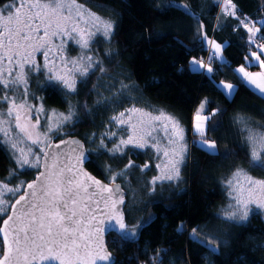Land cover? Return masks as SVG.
I'll return each mask as SVG.
<instances>
[{
  "label": "trees",
  "instance_id": "1",
  "mask_svg": "<svg viewBox=\"0 0 264 264\" xmlns=\"http://www.w3.org/2000/svg\"><path fill=\"white\" fill-rule=\"evenodd\" d=\"M12 1L0 0V7ZM76 1L114 24L108 40H95L94 70L77 78L75 92L52 83L42 87V78L35 79L31 87L47 109L66 112L71 108L77 114L75 123L51 143L80 138L90 156L87 169L107 183L110 173L124 172L115 182L127 193L128 227L139 233L128 240L114 234L108 237V249L113 254L110 264H264V215L259 212L251 213L226 242L214 244L216 253L190 235L227 206L226 185L233 175L243 172L264 180V164L252 160L253 145L247 139L251 132L257 149L258 144H264V97L236 71L241 65L250 71L259 70L244 60L248 33L236 28V17L223 14L221 0ZM233 4L237 15L255 22L264 34V0H233ZM173 5L187 6L192 15ZM198 21L210 39L224 45L223 60L212 63L211 74L194 71L190 63L193 58L205 60L209 56L196 31ZM100 67L104 71H99ZM221 81L234 85L231 97L224 95ZM4 92L0 85V94ZM204 99L205 116L209 117L205 139L216 143V156L195 146L198 135L193 131V119ZM5 108L0 101V110ZM133 108L167 113L183 129L191 148L176 183L157 185L151 192L150 181L155 174L151 152L129 148L123 156H113L101 149L100 137L115 130L110 126L111 117ZM105 144L112 147L108 139ZM129 161L134 166L125 171ZM146 164L150 168L142 171ZM12 171V159L0 143V182L14 185L19 179L28 183L37 174L24 171L10 177ZM132 181L141 191L138 204L126 189L131 188ZM5 218L0 215V222ZM2 251L0 240V254Z\"/></svg>",
  "mask_w": 264,
  "mask_h": 264
},
{
  "label": "snow or ice",
  "instance_id": "2",
  "mask_svg": "<svg viewBox=\"0 0 264 264\" xmlns=\"http://www.w3.org/2000/svg\"><path fill=\"white\" fill-rule=\"evenodd\" d=\"M223 3L224 0H221ZM183 8L186 14L192 15L185 5H173ZM230 6V7H229ZM73 7L79 9L82 5H77L76 0H34L28 3L27 0H17V6L10 9L5 15V26L0 30V64L6 63L9 67L6 72L0 71V85L5 92L0 94V101L5 103L6 112L0 114L7 117H14L17 121L15 127L28 136L33 145H36L34 152L30 150V155L25 154L23 149L14 153V162L16 170L10 173L18 175L20 171L26 168L38 169L35 179L32 182L25 183L19 181L15 186H9V183L0 182V215H5V219L0 222V240L5 247L3 254H0V264H35L37 259L41 261H56L57 264H96L97 259L108 261L110 253H107L102 241L101 233L107 228L115 229L121 240L135 238V229L129 228L125 223L124 212L120 205L124 204V194L120 186L115 183L117 176L124 175V172H118L111 175L110 182L105 184L96 179L90 173L83 169L87 157L83 145L76 144L72 148L71 159L60 149V143L53 145L48 138L47 133H42L44 140L39 136L33 139L31 132L18 123L20 116L17 109L23 108L27 104L28 95L27 72H39L41 65L36 60V54H42L43 68L47 73L49 83L56 84L67 92H75V81L70 80L68 76L55 72L49 65H55L57 60L62 63H77L76 61L65 60L64 45L68 40L74 41L82 49L90 47L89 40L84 38V30L77 24L72 23L71 12ZM233 0H226L224 11L229 16H235L238 23L236 28H243L247 33V44L249 46L248 55L244 60L249 66L256 64L264 68V34L256 23L247 17L241 18L235 11ZM26 8V11H22ZM95 20L100 17L91 13ZM103 35L110 37L114 30L112 21H102ZM196 31L200 34V39L209 51L208 61L193 58L190 63L196 71H206L208 74L213 72L212 63L223 59L224 45L210 39L203 31L202 24H199ZM264 27V25H261ZM56 45V55L50 56L52 45ZM82 69L81 75L87 74L96 61L91 55L81 57ZM104 71L102 67L98 69ZM241 73L245 82L254 85L256 90L264 96V85L258 84L254 77H264L261 72H249L244 65L237 70ZM226 97H231L235 91L231 83L220 82ZM11 89V93H9ZM22 90L24 99L17 100L16 91ZM200 105L201 110L204 104ZM42 106L37 109L35 124H39V112ZM128 112L141 111L140 109H128ZM15 113V115H14ZM214 114V113H213ZM58 115L56 121L57 128L72 120L74 112L70 108L67 116ZM151 115V113H145ZM164 114L161 113L153 117L160 120ZM171 119L170 117H165ZM197 123L194 126L195 133L204 137L207 129L202 127L201 120L207 121L208 116H201L197 112L195 117ZM7 122V121H5ZM244 123L243 120L239 121ZM127 125V127H124ZM35 125H33L34 127ZM110 126L115 130L106 131L100 137V147L107 150L113 156L125 154L128 148L145 149L150 146L149 142L143 136L137 135L134 131L135 125L127 124L126 112L121 111L111 117ZM123 128L121 132L120 129ZM48 131H52L49 125ZM181 128L177 135L183 140ZM150 135V134H149ZM115 138V139H113ZM105 139L112 140V147L105 144ZM252 147V160L264 164L261 160L259 151L255 147L256 138L249 132L247 137ZM47 141V143H45ZM61 143L71 144V141H62ZM200 150L207 151L209 155H218L216 152V143L207 139H200L195 142ZM154 147L155 145H151ZM11 147L15 150L16 144ZM45 147L49 151H45ZM164 155H168L167 152ZM65 159L61 162V157ZM177 159L176 163H180ZM132 162L129 161L125 167L131 168ZM148 165H145L147 168ZM159 167V165H157ZM175 167V165H174ZM9 177V178H10ZM179 177V168L175 167V176L168 175L169 181ZM157 177L151 183L155 185ZM264 184V182H257ZM231 184V181H229ZM155 189L153 188V191ZM106 193L107 195H104ZM236 205L230 206L226 210L228 220L244 222L248 219L252 208L249 205H255L256 209L264 211V199L242 200L235 198ZM192 238L209 251L216 253L213 237L200 239L197 230L193 229L190 234ZM103 251V254L101 252ZM95 253V255H93Z\"/></svg>",
  "mask_w": 264,
  "mask_h": 264
},
{
  "label": "rangeland",
  "instance_id": "3",
  "mask_svg": "<svg viewBox=\"0 0 264 264\" xmlns=\"http://www.w3.org/2000/svg\"><path fill=\"white\" fill-rule=\"evenodd\" d=\"M27 2L32 3L34 2V0H27ZM76 4L82 5L78 3L77 1H76ZM225 5H226V0L222 3L223 9L225 8ZM16 6H17V0H14L0 7V30H2L5 26V23H6L5 18H4L5 15L8 13L10 9L13 10V14H14V8ZM82 6L83 7L79 9L73 7L72 12H71L72 23L77 24V26L80 29L84 30V38L89 40L90 47L88 49H82L74 41L68 40L65 42V45H64L65 60L66 61L67 60L76 61L77 63L65 64L57 60L55 65H49V67H52L55 72L64 74L68 76L70 80H74L75 84L79 76H85L89 74L92 70H94L95 68V64L97 63V59L93 52L95 40L98 37L105 39V40L109 39V37H105L103 35L102 21H106V20H104L97 14H95V16L100 17V20H95V18L92 15H90L91 13H94V12L89 10L84 5ZM21 10L26 11L27 9L22 8ZM0 39H2V37H0ZM2 52H3V49L0 48V53ZM49 55L50 56L56 55V45L55 44L52 45V51L49 53ZM83 55H91L93 60L96 61L93 67L89 69L87 74L85 75L80 74V70L82 69V64H83V62L81 61V57ZM35 58L37 62L41 65V70L39 72L29 73L27 72V66H25V72L27 73V80H28V95L26 97L27 104L23 108L17 109V112L20 116V120L18 121V123L24 126L26 129H28L29 132H31L33 139L39 136L41 140H44V136L41 134L47 133L48 138L52 141V139L57 134L63 133L64 129L72 126L75 123L77 114L75 110L72 109V111L74 112V115L72 116V120L68 123L63 124L60 128H57L56 121L58 120V115L56 114H63L64 116H67L70 109L66 112L49 110L43 104L41 96L35 93L34 91H32L31 84L35 79L38 80L42 78L40 82L42 87H45L46 85L50 84L49 81L47 80V73L43 68L44 61L42 58V54L37 53ZM8 67L9 66L6 63L0 64V71L6 72ZM246 70L249 72H253V73H256V72L264 73V70H257V71H250L248 69ZM254 79L256 80L258 84L264 85V77L257 76V77H254ZM247 85L252 90H254L259 95H261L256 90L254 85H249V84ZM8 91H11V89H9ZM15 95H16L17 100L24 99L22 90H17ZM205 101L206 99L200 102L195 112V116L193 119V131H194V126L197 123L195 119L197 112H199L202 117L205 116L206 104H204V108L202 110L200 108V105L204 103ZM41 106L43 110L39 112L40 119H39V124L37 125L35 124V116L37 115V109H39ZM4 112H6V108L0 110V114ZM145 113H151V115L150 116L145 115ZM161 113L145 112L141 110V111L128 112L126 114L127 124L135 125L134 131L136 132V134L143 136L144 139L149 142L150 146L146 147L145 149H138V150H147L153 154L152 164L150 165L154 167L155 174L153 175L150 181L151 192L153 191V188H155L157 185L164 184V183H168V184L176 183L180 179L182 170L184 168V165L186 164V160L189 158V152L191 148V145H190L191 143L187 142V139L183 131L181 133V135L183 136V140L179 139V136L177 135V133L179 132L181 127L179 126L177 121L174 119V117H172L171 115H168L167 113H163L164 115L162 116L160 120L153 119V117L160 115ZM165 117H170L171 119H166ZM16 123L17 121L14 120V117H7L4 115H0V143L4 146V148L9 153L12 159V162L14 164L15 170H16V164L14 162V153H18L20 149H23L25 154L30 155V150L34 152L36 149V145H33L31 143V141L28 139V136L24 133H21L15 127ZM199 123H201L202 127L206 128V121L201 120ZM33 125L35 126L33 127ZM49 125H51L52 127V131L50 132L48 131ZM124 127H127V125H125ZM120 131L122 132L123 128H121ZM198 137L196 141L198 140ZM109 141H110V144H112V140H109ZM13 143L16 144L15 150L11 147ZM45 143H47V141H45ZM153 144L155 145L154 147L151 146ZM257 150L259 151L260 157H262L261 154L262 153L264 154V144L263 145L258 144ZM165 152L168 153L167 156L164 155ZM181 156H182V159H180V163L177 164L176 161L177 159L181 158ZM157 165H159V167H157ZM174 165L175 167L179 168V177L169 181L167 179L168 175L171 174L175 176ZM141 168H142V171H145L149 169L150 166L148 165L147 168L145 167H141ZM24 171L38 172L39 170L32 169V168H26L25 170L20 171V172H24ZM132 173L134 172L131 171V174ZM157 177H159L160 179H157L155 185H152L151 182ZM19 181H23V180L18 179L15 181L16 183L14 185L9 184V186H15L17 183H19ZM229 181H231V184H229ZM229 181L227 182V185H226L227 194H228L227 195L228 197L227 206L223 208L217 215H215L211 219L210 222L204 225L197 232V235L200 237V239H206L207 237H213L215 240L214 244H219L221 242L227 241V239L230 237V235L235 230V228L240 223H242V222L228 220L225 214L226 210H228L230 206L236 205V200H235L236 197H239L242 200L264 199V184L257 183V182H264V180L256 179V178L251 177L249 174L247 175L246 173L240 172L238 174L233 175ZM130 185H131V188L129 187L126 189L130 193V195H132V198H133L132 200L134 201V203L138 204V201H140L138 197H141V191H139V189L136 187V182L132 181ZM249 207L252 208V212H250L249 215L253 212H259L264 215V211L256 209L255 205L250 204ZM135 232H136L135 237H137L139 231L135 229Z\"/></svg>",
  "mask_w": 264,
  "mask_h": 264
},
{
  "label": "water",
  "instance_id": "4",
  "mask_svg": "<svg viewBox=\"0 0 264 264\" xmlns=\"http://www.w3.org/2000/svg\"><path fill=\"white\" fill-rule=\"evenodd\" d=\"M200 139H205V137H200V136H199V137H198V140H200ZM198 140H197V141H198ZM62 141H71L72 143H71V144H65V143H61ZM57 143H60V145H61L60 149L57 150V151H63V152H65V153L67 154V158H68V159H71V157H72V151H71V150H72V148H74V147L76 146V144L83 145V147H84V151H85V154H86V157H87L85 163L82 165L83 169L86 170L88 173H90L92 176H94L96 179L101 180V179H99L98 177H96L93 173H91V172L87 169V164H88L89 161H90V156H89V153H88V151H87V147H86L85 143H84L80 138H78V137H67V138L62 139V140H59V141H57V142H52L53 145H55V144H57ZM195 146H196V143H195ZM196 148H197L198 150H200L199 147L196 146ZM45 151H49V149L46 147ZM200 151H202V150H200ZM202 152H204V153L207 154V151H206V150H204V151H202ZM216 152L219 153L218 148H217V145H216ZM208 155H209V154H208ZM210 156H216V155H210ZM64 159H65V157L62 156V157H61V162H63ZM35 177H36V176H35ZM34 179H35V178H34ZM34 179H33V180H34ZM33 180H32V181H33ZM32 181H30V182H32ZM101 181H102L103 183L107 184V182H105V181H103V180H101ZM115 183L118 184V185L120 186V189H121V191H122L123 194H124V204H123V205H120V207L122 208V210H123V212H124L125 223L128 225V222H127V219H126V214H125V207H126V205H127V193H126V191L123 189V187H122V185H121L120 183H118V182H115ZM104 195H107V194L104 193ZM111 234H114V235L119 236V234L115 231V229H111V228H107L103 233H101L102 241H103V244H104V248H105V250H106L107 253H110V259H109L108 261H100V260L97 259L96 264H110V263L112 262V260H113V254H112V253L110 252V250L108 249V237H109ZM1 242H2V240H1ZM2 246H3V251H2V254H3V252L5 251V247H4L3 243H2ZM101 254H103V251L101 252ZM93 255H95V253H93ZM21 264H24V262L21 261ZM35 264H57V262H56V261H41L40 259H37V260L35 261Z\"/></svg>",
  "mask_w": 264,
  "mask_h": 264
},
{
  "label": "crops",
  "instance_id": "5",
  "mask_svg": "<svg viewBox=\"0 0 264 264\" xmlns=\"http://www.w3.org/2000/svg\"><path fill=\"white\" fill-rule=\"evenodd\" d=\"M230 7V6H229ZM223 14L224 15H226V17H228L229 15H227L226 13H225V11H224V9H223ZM230 17H234L235 18V16H230ZM223 60V59H222ZM222 60H219V61H222ZM251 65H253V66H257L256 64H251ZM259 67V66H258ZM192 69L194 70V66L192 65ZM259 70H264V68H260L259 67ZM194 71H196V70H194ZM200 71H203V70H200ZM204 72V71H203ZM204 73H206V74H208L206 71L204 72ZM235 92V91H234ZM234 94V93H233Z\"/></svg>",
  "mask_w": 264,
  "mask_h": 264
},
{
  "label": "built area",
  "instance_id": "6",
  "mask_svg": "<svg viewBox=\"0 0 264 264\" xmlns=\"http://www.w3.org/2000/svg\"><path fill=\"white\" fill-rule=\"evenodd\" d=\"M208 58H209V56L208 57H206V59L204 60L205 62H207L208 61ZM205 72V71H204Z\"/></svg>",
  "mask_w": 264,
  "mask_h": 264
}]
</instances>
